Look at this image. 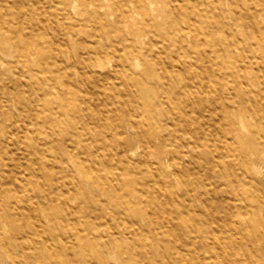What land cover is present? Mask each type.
<instances>
[{
    "label": "bare ground",
    "instance_id": "1",
    "mask_svg": "<svg viewBox=\"0 0 264 264\" xmlns=\"http://www.w3.org/2000/svg\"><path fill=\"white\" fill-rule=\"evenodd\" d=\"M89 28L98 44L64 55L61 33ZM1 52L13 59L0 60V119L34 94L15 124L34 175L50 182L41 190L55 195L51 211L87 208L105 228L119 219L149 242V264H264V0H0ZM9 133L4 166L20 139ZM92 133L105 139L101 154L85 149ZM98 168L106 183L96 175L93 196L71 208L84 195L76 173ZM163 214L177 218L190 254L159 240ZM128 239V264H148Z\"/></svg>",
    "mask_w": 264,
    "mask_h": 264
},
{
    "label": "rangeland",
    "instance_id": "2",
    "mask_svg": "<svg viewBox=\"0 0 264 264\" xmlns=\"http://www.w3.org/2000/svg\"><path fill=\"white\" fill-rule=\"evenodd\" d=\"M85 30H83L84 32L72 30L69 34L61 33L63 36L60 44L64 49V55L68 56L79 51L83 52L86 43L91 46L98 44L97 41L100 37L94 35L91 28L88 29L87 34ZM12 59L10 54L0 53V60L5 65H8ZM47 60L50 62L55 61L51 56ZM42 64H45V62ZM30 66L36 70H40L41 67L36 62H32ZM29 98L33 100L29 99L31 103L20 99L19 103L13 107V115L6 120L0 119V139L2 141L10 140L9 132H13L20 138L17 143L10 144L9 149L3 154L4 160L7 162L6 166L0 164V264H128L127 259L121 255V253L127 252L122 245L128 239L125 236L129 237V241H132L130 251L133 253L134 258L148 263L147 252L145 251L149 246V242L132 237L128 229L122 226V221L119 219H113V222H110L111 227L105 228L102 225L100 215L91 212L87 208H80L81 210L74 212V214L51 211L50 206L56 202L55 195L44 197L41 190L43 189L42 186L49 185L50 182L43 175H34V173L36 175L39 173L36 171L37 165L29 160V156L23 155L24 151L21 147L25 138L22 137L23 128L17 124L20 123L23 117L22 108L31 109L34 107L32 104L35 100L34 94H30ZM104 107L101 106V108ZM16 118L19 120L17 124H15ZM95 130L97 131V129ZM120 141H123V138L116 139V142ZM104 142L103 135L89 134L85 149L89 152H99L101 154V146ZM136 150L138 152L139 148H136ZM256 164L261 168L262 174L259 178L264 182V165L259 160H256ZM106 173L107 169L105 168L94 169L91 173V179H88V177L85 178L83 173L77 172L76 174L79 176L81 186L84 189V195L74 198L69 206L76 208V205L84 201V198L88 199L93 196L91 184L95 183L96 175L101 176L105 184L107 180ZM68 186L71 189L73 188L71 183ZM200 192H202L201 189ZM206 195L209 200L207 208L209 211H205V217L208 216L209 219L216 221L212 217L214 204L218 203L217 199L211 195ZM86 204L88 202H85ZM39 205L40 207H38ZM111 207L114 208L113 205ZM58 210L62 211L61 208H58ZM150 215L155 217L156 213L150 212ZM165 215H158L157 217L163 226L162 228L157 227L159 228L157 237L162 242H172L177 251L190 254L193 248L190 246L184 247L178 241L177 232L174 228L177 218ZM115 222L117 223L115 224ZM40 223L47 224V231H43L39 226ZM145 232L146 235L153 234L149 230ZM80 238L86 241V245L83 247L79 244L78 239ZM186 238L185 235L184 239ZM53 247L57 248L56 252ZM229 249L233 255L240 253L232 246ZM99 252H102L104 256H100ZM202 254L205 255V259L208 261L217 259L216 252L203 250ZM156 255L157 258L160 257L158 253ZM186 260L188 264H198L193 263V260L189 258Z\"/></svg>",
    "mask_w": 264,
    "mask_h": 264
}]
</instances>
